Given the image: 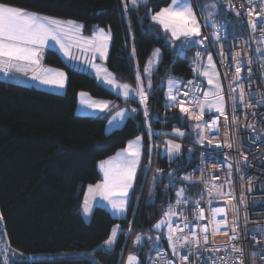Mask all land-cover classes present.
Wrapping results in <instances>:
<instances>
[{
    "label": "trees",
    "instance_id": "1",
    "mask_svg": "<svg viewBox=\"0 0 264 264\" xmlns=\"http://www.w3.org/2000/svg\"><path fill=\"white\" fill-rule=\"evenodd\" d=\"M193 1L198 7L199 1ZM4 2L81 22L86 34L94 26L110 30L107 65L122 83L140 85L137 75L140 77L152 50L157 46L163 50L161 63L153 74L154 88L147 98L148 115L137 104L136 113L111 132L106 131L108 116L77 113L78 93L87 91L107 100L118 97L94 76L68 65L53 49L46 51L45 62L65 71L64 93L0 79V224L13 255L10 264H121L130 244L128 229L134 231L130 252L139 257L140 264H149L155 248L168 242L167 225L161 230L155 227L165 219L166 209L179 200L189 215L203 189L201 184L184 179L197 163V153L186 158V148L181 144V153L174 159L161 154V150L157 153L162 132L172 138V130L188 128L177 109H166L161 77L174 75L180 81L191 77L196 40L178 52L158 32L151 16L172 0H147L136 7L130 6L129 0ZM219 15L226 18L224 12ZM227 15L235 19L230 11ZM236 24L239 33L241 25ZM139 135L144 142L143 158L126 217L116 218L106 207L97 205L86 219L81 211L85 190L102 180L98 162ZM180 140L194 143L188 134ZM153 162L151 183L143 189L148 165ZM180 190L183 195L178 197ZM116 225L121 231L115 246L108 247L104 242ZM137 236L141 238L139 243ZM59 252L78 254L40 257ZM22 254L31 255L32 261L23 259ZM0 260L3 263L1 247Z\"/></svg>",
    "mask_w": 264,
    "mask_h": 264
},
{
    "label": "built area",
    "instance_id": "2",
    "mask_svg": "<svg viewBox=\"0 0 264 264\" xmlns=\"http://www.w3.org/2000/svg\"><path fill=\"white\" fill-rule=\"evenodd\" d=\"M226 2L229 10L238 18L241 31L213 40L210 30L216 27V23L212 19L204 20L195 2L200 25V36L196 38V59L191 63V77L181 80L175 91L177 104L184 101V105L199 109L191 100L193 96L199 101L204 100L205 87L199 59L201 50L206 48L222 80L225 112L224 115L207 114L202 121V133L220 147L206 148L180 140V144L186 148V158L198 154V161L188 176L191 183H199L203 189L189 215L178 203L166 209L165 213L170 208L176 213L170 221L165 217L167 239L169 222L173 228L178 225L183 230L178 229L174 233V238L180 237L176 254L168 241L166 245L155 248L149 264H241V261L243 264H264V19L255 15L261 11L264 0H252L251 4L249 0ZM250 8L254 10L251 17L248 15ZM249 19L256 21L255 30ZM201 40L203 43H200ZM197 53L200 55L197 56ZM237 66L241 67L238 79ZM241 88L243 101L240 100ZM213 121L217 122L216 127L209 128ZM168 137V134H163L161 142ZM227 144H231V147H227ZM154 167L155 162L148 165L143 189L151 183ZM228 181L232 182L231 194L212 195L214 185L218 189ZM219 208L225 211L217 213L213 221L212 209ZM201 209L203 218H200ZM219 221L224 223L217 225ZM205 228L207 231L202 232ZM193 232L200 244L181 246L183 236L191 237ZM126 234L130 244L124 257L130 252L134 231L128 229ZM205 235L208 237L207 243L204 242ZM233 248L241 249L242 255ZM22 256L30 262L33 259L31 255ZM182 256H187L188 260L181 261ZM0 264H3L1 260ZM121 264H124L123 260Z\"/></svg>",
    "mask_w": 264,
    "mask_h": 264
},
{
    "label": "snow or ice",
    "instance_id": "3",
    "mask_svg": "<svg viewBox=\"0 0 264 264\" xmlns=\"http://www.w3.org/2000/svg\"><path fill=\"white\" fill-rule=\"evenodd\" d=\"M132 4L135 5L137 0H131ZM249 3H252V0H249ZM127 7V6H126ZM253 9L250 8L248 15L249 17L253 14ZM239 15V13H237ZM255 15L264 19V5L261 7L260 12H256ZM152 20L158 22L163 26L167 31L171 32L173 39H179L181 36L186 39H191L192 37L200 36V25L196 19V15L192 10L190 5V0H172V4L169 7L162 8L159 12L152 16ZM253 30L256 29V21L249 19ZM82 25L77 24L74 21H61L56 18L43 16L36 12H30L26 9L16 7L11 3L4 2L0 0V72H3L7 75L12 69H16L20 72H27L30 67L38 66L40 63V57L42 49L45 45L48 44L49 40L55 41L56 44L60 45V48L64 51L66 56L70 55L68 51L69 45L66 43V40L71 36H80V29ZM86 45L91 49L95 54L98 53L101 58L106 57L108 42L111 39V32H105L104 29H99L96 31L91 39H85L80 37ZM203 43V40L200 41ZM200 53H197L199 56ZM153 56L158 58L159 49H157ZM75 59V57H73ZM209 65L213 67L212 57H208ZM152 64V60L149 61V67L145 68V72H148ZM94 68L97 69V74H100V67L93 64ZM48 70H44L43 74L33 73V78L40 80L44 84H55L58 87H63L64 85V73H57L55 76H49L47 74ZM105 72V82L109 85H112L116 88L123 89V95L125 98H128L129 95L134 91L136 95L140 97V102L145 105L144 115L147 116V93L144 91L142 84L135 90L131 89L130 85L123 84L120 85L115 80V77L111 73ZM241 72V67L237 66L236 74L237 79L239 78ZM203 75L208 77V83L213 84V76L215 73L209 74L204 72ZM137 80H140L139 75H137ZM178 82L169 80V99L170 101H175L176 96L172 94L173 87ZM191 83V81L189 82ZM149 88H151V81L148 82ZM215 92H205L203 101H199L193 96L191 103L199 108V114L192 112L189 108L184 107V101L180 102V111L187 113L192 119L200 121L203 114L204 108L207 107L209 110L215 108L221 115H224V96L221 94L220 85L217 83L215 85ZM84 96L85 94H81ZM185 96L188 95L187 92L184 93ZM211 97V99H209ZM244 92L241 88L240 91V100L243 101ZM89 107L93 109H99L101 111L107 110L109 108L108 102H91ZM131 111L135 112L136 109ZM125 115V110L121 109L113 117V120H116L117 117L123 118ZM109 123H112L110 121ZM216 121H213L209 128L216 127ZM197 128H200V124L196 125ZM176 131L177 135H184V133L179 130ZM141 137H137L135 141L129 142V145L126 149L122 150L117 154L115 158H110L108 161H103L100 164V168L103 171V180L96 185L88 186V193L86 195L83 211L85 214H90L92 212V204L89 202L90 198L95 200L99 196L102 200L107 201L111 208L117 213H123L126 210L127 206V196L129 189L132 188L133 181L137 172V168L140 166L141 160ZM206 137L201 135L200 143H204ZM209 144H212V140H208ZM227 147H231V144H227ZM181 149L180 144H174L172 141H168L167 152L168 154L175 155L179 153ZM231 167V165H229ZM184 179H190V177H185ZM230 183V181L228 182ZM214 190L216 186H213ZM178 197L183 195V190L177 193ZM179 204L180 201L178 200ZM225 210L222 208L212 209L213 221L217 213H222ZM176 213L170 208L168 212L164 215L170 221L171 216ZM200 218H203V210H200ZM165 221H161L155 225L157 229L161 227V224ZM217 225L224 223V221L216 222ZM187 226V225H185ZM168 241L173 249V253L176 254L177 243L180 241V237L174 238V233L179 229L177 225L176 228L172 227V224L168 223ZM119 230V226H114L111 230V235L104 242L105 245L111 246L115 243L116 236ZM179 231H183L179 229ZM202 232H206L207 229H202ZM235 232V228H233ZM235 239V236H233ZM140 236L136 237V242H140ZM207 235L204 236V242L207 243ZM189 244L199 245L200 240L197 237L196 233L193 232L191 237L184 235L183 244L181 246H187ZM233 251L241 253L242 250L238 248H233ZM187 256H182L181 261H187ZM7 264V261H5ZM128 264H139V260L136 256L129 255ZM241 264L243 262L241 261Z\"/></svg>",
    "mask_w": 264,
    "mask_h": 264
},
{
    "label": "crops",
    "instance_id": "4",
    "mask_svg": "<svg viewBox=\"0 0 264 264\" xmlns=\"http://www.w3.org/2000/svg\"><path fill=\"white\" fill-rule=\"evenodd\" d=\"M146 1L147 0H137L136 4L133 5L131 0H129V4L132 7H136L139 4H141V3H145ZM190 5H191L192 10L194 12L195 3H194L193 0H190ZM221 11H223V9H222V7H219L218 10H216V13L219 15L221 13ZM156 13L152 14V16L155 15ZM216 13L215 14L214 13H210L208 15L211 19H215L216 20V18H217L216 27L213 28L212 30H210L211 38L213 39L211 31L212 32L214 31L215 35L218 38L220 36H228V35L236 34L237 32L236 33L233 32L234 24H232L231 21L229 22L227 20L228 21V25H227V27L224 26L223 25V20L225 21L226 18L221 20L222 21L221 22L220 19L218 17H216L217 16ZM152 16H151V19H152ZM52 18H55V17H52ZM58 19L61 20V21H65V22L66 21H74V20H71V19H62V18H58ZM229 20H231V19H229ZM152 21H154V20H152ZM74 22H76L79 25H82V28L80 29V36L79 37L71 36V37H69L66 40V43L69 45L68 51L70 52V55L66 56L64 54V51L60 48L59 44H56L55 41L49 40L48 44L45 45L44 48L42 49L41 57H40V63H39L38 66L30 67L27 72H20V71H17L16 69H12L7 75H5L3 72H0V79L6 80V81H10V82L20 83V84H24V85L34 86L36 88L47 90V91H51V92H55V93H64V91L66 89V83H67V76H66L65 71L63 69L58 68V67L49 65L48 63L45 62L46 51L48 49H53L62 57V59L68 65L73 64V66L72 65H70V66L75 67V68L78 67V68H80L79 69L80 71L86 72V73L94 76L98 83L104 84L107 87H109L111 89V91L114 92L115 95L119 98V99L117 98V99H114V100H107V99H101V98L93 97L87 91H80L78 93V102H77V107H76L77 113L81 114V115L98 114V115H101V116H108L107 124H106V131L107 132H111V131H113V130H115L117 128L122 127V125L125 123L127 118L129 116H133L136 113L137 109L139 108L137 104L140 105V103H141L140 102V97L138 95H136L135 92L133 91L129 95L128 98H125L124 95H123V89L122 88L113 87L112 85H109V84H107L105 82V72H104V70H106L107 73L113 74V76L115 77V80L117 81L118 84H120V85L126 84V83H122V82L118 81V79L116 78L114 72L108 67V65H106L107 64V57H108V53H109L111 39L108 42L107 53H106V57L105 58H101L98 53L94 54L91 51V49L88 47V45H86L84 43V41L82 39H80V37H83L85 39H91L93 37L94 33L96 31H98L99 29H104L105 32H108L109 30L104 28V27L94 26L92 28V32L90 34H86V33H84V25H83V23L78 22V21H74ZM154 22H155L156 25L159 24L156 21H154ZM162 29H164V28L162 27ZM196 38L197 37H192L191 39H186L185 37H183V42L179 43L180 45L175 47V49L178 52H183L184 50H186L188 48V46L190 44L193 43V41L196 40ZM153 53H154V50H152L150 56H152ZM209 55L210 54L208 53V50L206 48H204V49H202V56L199 59L201 61V66H202L201 76H202V78L204 80V85H205L204 93L205 92H215L216 91L215 85L218 83L220 85L221 94H222V89L223 88H222V81H221V78H220L219 70H218V67H217V65H216V63H215V61H214V59H213V57L211 55L210 56L212 57V64L214 65V69H213L212 66L209 65V61H208ZM73 57H75V59H73ZM160 58H161V52L159 51V56H158V58H156V60L159 61V60H161ZM93 64L98 65L100 67L101 71H100L99 76L97 74V69L92 66ZM44 70H48L47 74L49 76H55L57 73H60V72L64 73L65 79H64L63 87H58L55 84H44V83H41L40 80H37V79L33 78V73L34 72H36L37 74H43ZM204 72H208L209 74H212L213 72L215 73V75L213 76V84L210 85L208 83V77L203 75ZM141 76H142V74L140 75V80H139L140 85L141 84L143 85L144 91L148 94L147 96H149L150 92L148 91L149 90L148 82H146L145 77H142L143 78L142 79ZM141 80H142V82H141ZM176 82H178V84H179L180 80L176 79ZM127 85H129V84H127ZM130 86H131L132 90H135V88H134L135 86H132V85H130ZM82 93L85 94V95L82 96L81 95ZM134 99L136 100L137 103L136 102H131V100H134ZM204 99H205V97H204ZM209 99H211V97H209ZM91 102H108L109 103V108L107 110H104V111H101L99 109H93V108L89 107V104ZM146 103H147V101H146ZM142 106L145 107L144 104H142ZM224 108H225V98H224ZM121 109L125 110L124 117L122 119L117 117L116 120H113V117ZM132 109H136V111L133 112V111H131ZM204 110L208 111V112L213 111V110L216 111L215 108L209 110L207 107H205ZM110 121H112V123H109ZM174 130H176V129H174ZM174 130L169 132L170 134L173 135V137L170 140L166 139L163 142H161V138H160V142L158 144V148L159 149L157 150V153H160V150H161V154L167 155L170 159L176 158L181 153V149H180L179 153H176L175 155H171V156L167 152L168 141H172L174 144H180V142H178V138L179 137L181 138V136L174 135V133H176V131H174ZM163 134H165V133L162 132L160 137H162ZM137 137H141L142 138L141 135L134 137L133 139L128 141L127 145L124 148L119 149L118 151H116L111 156H109V157H107V158H105V159H103V160L98 162V169L100 171L102 180H103L104 177H103V171L100 168L101 162L108 161L110 158H115L118 153H120L122 150H124V149H126L128 147L129 142L135 141ZM143 145H144V142H143V138H142L141 139V152H142V154H141L140 166H141L142 158H143V147H144ZM140 166L137 168V172H136V175H135V178H134V181H133L132 188L134 186L137 174H138V172L140 170ZM100 182H98V183H100ZM96 184H92V185H96ZM132 188L129 189L128 196H127V206H126V210L123 213H117L116 211H114L111 208V206L108 204V202L102 200L99 196H97L95 198V200H92L90 198L89 202L92 204V210L97 205L98 206H104L116 218H125L126 215H127V209H128L129 198H130V192H131ZM86 195H89V197H90V194L88 193V186H87V188L85 190V193H84V198H83V202H82L81 211H82V214L84 215V217L86 219H89L92 212L90 214H85L84 211H83V204H84V200H85ZM120 231H121V228L119 226V230H118L117 236L119 235ZM117 236H116V238H118ZM111 246H109V247H111ZM129 255L136 256L138 258V260H139V257L135 253L129 252V254H127L125 257H123L124 264H128ZM139 264H140V260H139Z\"/></svg>",
    "mask_w": 264,
    "mask_h": 264
},
{
    "label": "rangeland",
    "instance_id": "5",
    "mask_svg": "<svg viewBox=\"0 0 264 264\" xmlns=\"http://www.w3.org/2000/svg\"><path fill=\"white\" fill-rule=\"evenodd\" d=\"M199 1V3H198V9H199V11L201 12V16H202V18L204 19V20H210L211 18L208 16L210 13H216V10H218V8L219 7H222V9H223V11H221V12H224V13H226V20L224 21L221 17H220V15H218L217 13H216V17H218L219 19H220V21L221 20H223V25L224 26H226L227 27V25H228V21L230 22L231 21V23L232 24H234V29H233V32L234 33H236V26H237V24L236 23H238L239 22V20H238V18H236V17H234L235 19H231V20H229L230 19V17L227 15L228 13H229V8H228V6H227V2H226V0H198ZM172 4V3H171ZM170 4V5H171ZM169 5V6H170ZM169 6H166V7H169ZM166 7H163V8H166ZM27 10V9H26ZM27 11H29V10H27ZM30 12H33V11H30ZM194 13H195V9H194ZM41 15H43V16H47L48 17V15H44V14H41ZM196 15V14H195ZM49 17H52V16H49ZM56 18V17H55ZM56 19H58V18H56ZM196 19H197V16H196ZM215 23H216V21H217V18H216V20L215 19H212ZM228 20V21H227ZM198 21V20H197ZM222 22V21H221ZM153 23H155L154 21H153ZM158 23V22H157ZM217 24V23H216ZM158 25V29H159V31L158 32H160V33H162L163 34V36H164V38H165V41L170 45V46H172V48H175V47H177L178 45H180L179 43H181V42H183V36L182 37H180L179 39H173V37H172V35H171V32H169V31H167V30H165V29H162V25L160 24H157ZM236 25V26H235ZM155 29V28H154ZM157 32V33H158ZM211 33H212V37H213V40H217L218 39V37L215 35V33H214V31L212 32L211 31ZM157 49H159V51L161 52V60H162V57H163V50H162V48L161 47H159V46H157V47H155L153 50H154V52L157 50ZM209 53V52H208ZM151 55V54H150ZM150 60H152V64H151V67H150V69H149V71L148 72H145V68L146 67H149V61ZM161 60H156V58L152 55V56H149V58H148V60H147V62H146V65H145V67H144V70L142 71V76H141V78L142 77H145V80H146V82H149V80L151 81V88H149V92H150V94H151V92H152V90H153V85H154V79H153V74H154V72L158 69V67H159V65H160V63H161ZM73 63V62H72ZM70 65H72L73 66V64H70ZM107 65V64H106ZM75 68V67H74ZM76 69H80V68H78V67H76ZM143 79V78H142ZM161 79H162V81H163V83H164V86H165V97H166V103H165V106H166V109L167 110H170V111H173L174 109H177V111L180 113V115L182 116V118H183V120H184V122L186 123L187 122V124H188V128L186 127V128H178V129H176V130H179L180 132H182V133H184V135H177V133H174V135H176V136H181V137H184L185 136V134H188L190 137H191V140L195 143V144H197V145H199V146H202V147H206V148H219L220 147V145L219 144H214V143H212V144H209L208 143V139H205V141H204V143H200V139H201V135H203V133H202V121H203V119H204V117L208 114H219V112L218 111H215V110H213V111H210V112H208V111H205L204 110V114H203V116H202V118H201V120L200 121H196V120H194V119H192L190 116H188V114L187 113H183V112H181L180 111V106L181 105H179V104H177L176 103V100L175 101H170V99H169V95H168V93H169V84H168V81L169 80H173V81H176V79H177V77H175L174 75H168V74H165V75H163L162 77H161ZM141 82H142V80H141ZM103 86H105V87H107L106 85H104V84H102ZM140 85H137V86H135L134 88L135 89H137L138 87H139ZM143 86V85H142ZM179 87V84L177 83L174 87H173V89H172V94L173 95H175V91H176V89ZM108 89H110L109 87H107ZM111 90V89H110ZM147 98H148V96H147ZM140 106H141V108H142V110H145V108H144V106H142V103H140ZM148 106V105H147ZM184 107H187V108H189V110L190 111H192V112H195V113H197V114H199V112H200V110L199 109H197V108H193V107H191V106H189V105H183ZM224 112H225V108H224ZM92 115H98V114H92ZM197 124H200V128H197L196 127V125ZM168 138H171L170 136L168 137ZM225 158H227V160L229 159L228 158V156H225ZM228 164H229V162H228ZM229 182V181H228ZM228 182H226L224 185H222L220 188H218V191L217 190H215V191H213V192H211L212 193V195H214V196H224V195H227V194H231L232 193V190H231V187H232V182L230 181V183H228ZM165 221L164 223H162L161 224V227L159 228L160 230H161V228H163L165 225H166V220L163 218V219H161L159 222H161V221ZM158 222V223H159ZM167 232V231H166ZM161 235V233H158V234H156V236L157 237H159ZM167 235V234H166ZM118 237V236H117ZM116 241H117V238H116V240H115V243H116ZM115 243L114 244H112V246L111 247H114L115 246ZM0 247H1V254H2V257H3V263L5 264V261H7V264H10L11 263V261H12V257H13V255H11L12 253H11V250L8 248L9 246H8V243H7V237H6V235H5V232L3 231V227L1 226V224H0ZM109 247V246H108ZM78 254V252H59V253H49V254H44V255H40V257H42V258H46V257H49V258H59V257H69V256H74V255H77Z\"/></svg>",
    "mask_w": 264,
    "mask_h": 264
},
{
    "label": "bare ground",
    "instance_id": "6",
    "mask_svg": "<svg viewBox=\"0 0 264 264\" xmlns=\"http://www.w3.org/2000/svg\"><path fill=\"white\" fill-rule=\"evenodd\" d=\"M230 11V10H229ZM231 12V11H230Z\"/></svg>",
    "mask_w": 264,
    "mask_h": 264
}]
</instances>
